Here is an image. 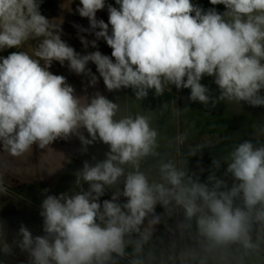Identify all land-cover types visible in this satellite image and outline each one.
Wrapping results in <instances>:
<instances>
[{
  "label": "clouds",
  "instance_id": "obj_1",
  "mask_svg": "<svg viewBox=\"0 0 264 264\" xmlns=\"http://www.w3.org/2000/svg\"><path fill=\"white\" fill-rule=\"evenodd\" d=\"M42 2L0 0V51L17 49L0 56L2 153L19 158L72 137L82 153L97 142L108 150L83 162L69 191L42 199V235L21 224L9 244L0 222V253L18 248L27 264H264V121L221 151L202 182L206 170L198 161L199 171H190L189 160L209 146L185 149V133H162L155 122L168 102L155 111L140 106L150 91L160 97L174 86L205 108L264 107V0H210L222 13L192 0H115L107 23L97 19L105 0H80L89 27H74L95 36L79 35L82 45L97 48L102 39L111 56L76 52L61 38L62 21L41 13ZM53 62L87 77L85 94L51 72ZM99 78L108 92L131 89L134 98L87 94ZM8 191L0 171V195ZM161 224L166 243L154 239Z\"/></svg>",
  "mask_w": 264,
  "mask_h": 264
},
{
  "label": "crops",
  "instance_id": "obj_2",
  "mask_svg": "<svg viewBox=\"0 0 264 264\" xmlns=\"http://www.w3.org/2000/svg\"><path fill=\"white\" fill-rule=\"evenodd\" d=\"M105 4V8L97 12V19H103L107 23V5L111 4L116 7L118 5L115 4V0H105ZM79 6L80 0H43L40 10L47 18L56 19L57 23L62 21L63 32L61 38L76 52L84 55L99 50L102 54L111 56L112 49L102 39L97 41V48H93L91 44L88 48H84L82 45L79 35H83L86 39L87 37L91 38L89 41L94 40L95 36L87 32L78 34V29L74 27V25H80L84 28L89 27L88 19L81 17L77 12ZM32 43L35 44V41H32ZM27 47L30 48V44ZM13 51H17V49L0 51V56L6 57ZM88 67L94 74L97 73L95 64L90 62ZM50 71L65 76L67 81L85 78L71 72L67 67V63L62 66L59 62H53ZM103 89L108 92L105 86ZM108 93L122 100L126 96L134 98L131 89H121L119 92ZM151 96L155 98L156 110L163 103H169V109L162 115H158L155 123L162 133L167 136H174L170 118L174 107L173 86L171 91H166L163 96L156 97L150 91L148 97ZM80 145V141L72 138L67 141L58 139L48 149L41 150L34 145L32 151L19 158H13L6 153H2V147H0V171L4 172L5 183L9 189L7 195H0V222L4 224L6 239L9 244L16 237L21 224L25 225L34 236L43 234V221L39 215L42 199L46 195H59L62 192L69 191L74 184L75 173L83 167V162L85 160L93 162L90 158H84L82 161L78 160L80 162H77L76 152ZM84 187L86 189L87 185H84ZM110 194L111 192H108L101 197V202L104 200L103 198L110 199L111 196H108ZM157 209L161 213L163 212L161 207L157 206ZM157 229H159V225ZM157 229L154 239L168 241L165 238L168 233L164 224H162V230L158 232ZM27 261V254L15 247L11 255L0 253V264H27Z\"/></svg>",
  "mask_w": 264,
  "mask_h": 264
},
{
  "label": "rangeland",
  "instance_id": "obj_3",
  "mask_svg": "<svg viewBox=\"0 0 264 264\" xmlns=\"http://www.w3.org/2000/svg\"><path fill=\"white\" fill-rule=\"evenodd\" d=\"M196 5L201 6L204 10L215 7L218 12L225 11L224 5H211L210 0H192ZM91 38L87 37V40ZM99 76L98 73H95ZM72 85L78 95L85 94V87L88 83V78H80L78 80L67 81ZM202 84L208 86L213 94H218L217 86L214 84L212 77H204L201 81ZM104 84L102 78H99V82L95 88L88 87L87 94H91L94 91H100L103 95L109 99L116 101L112 94L105 92L103 89ZM190 96V89L177 90L173 86V101L175 108H180V115H170L171 123L173 125V134L177 132L185 133L188 136V140L185 145V149L188 145H195L204 143L209 148H204L201 153L190 158L189 169L190 171L198 172L197 162L199 161L201 167L206 171L201 174V181L204 182L207 179V169L211 167L212 160L219 156L220 152L226 149L231 143L240 139L242 142L244 139H250V132L252 131V124L264 121V107H252L246 103H242L241 107L237 105H226L224 103L218 104L215 108H205L199 102H191L188 97ZM155 98L153 96L148 97L141 101V108L145 110H156ZM188 107V111H183V108ZM85 135H87L85 133ZM73 140H78L76 137H72ZM81 145L77 148V162L84 158H90L95 156L97 160L104 158V153L108 150L107 146L97 142L88 146V151L82 153L80 151ZM223 169L221 170V172ZM108 196H111L108 195ZM175 220L171 219L168 224H174ZM169 239L168 236L165 237ZM167 242V241H166ZM165 242V243H166Z\"/></svg>",
  "mask_w": 264,
  "mask_h": 264
},
{
  "label": "trees",
  "instance_id": "obj_4",
  "mask_svg": "<svg viewBox=\"0 0 264 264\" xmlns=\"http://www.w3.org/2000/svg\"><path fill=\"white\" fill-rule=\"evenodd\" d=\"M103 199H105V198H103ZM156 211H157V213H161L158 209H156ZM160 230H162V224L159 225V229H157L158 232H159Z\"/></svg>",
  "mask_w": 264,
  "mask_h": 264
}]
</instances>
